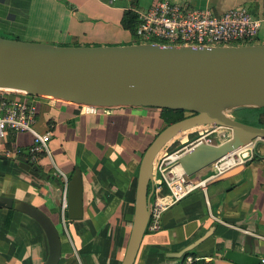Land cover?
I'll return each instance as SVG.
<instances>
[{"label":"crops","instance_id":"1","mask_svg":"<svg viewBox=\"0 0 264 264\" xmlns=\"http://www.w3.org/2000/svg\"><path fill=\"white\" fill-rule=\"evenodd\" d=\"M160 1L165 0H118L114 5L109 0H0V31L13 39L57 46L131 45L136 37L122 26L125 12L133 7L146 10ZM168 1L188 2L217 15L244 7L264 20V0ZM257 44L264 45V21ZM39 112L36 130L52 134L51 155L41 157L39 176L34 175L19 159H28L33 135L9 132L0 142V197L27 202L51 219L61 235L60 264H121L134 222L141 162L164 125L162 111L50 99L40 104ZM171 143L163 152L176 149ZM17 150V158L5 156ZM54 164L68 181L81 171L82 219H64L66 184ZM237 169L171 207L161 231L146 233L135 264H239L227 259L229 251L261 258L264 146L257 148L255 159ZM210 171L192 180L205 178ZM8 216V209H0V264H45L49 245L42 227L15 211L7 228ZM190 252L196 254L189 257L193 262H184Z\"/></svg>","mask_w":264,"mask_h":264},{"label":"water","instance_id":"2","mask_svg":"<svg viewBox=\"0 0 264 264\" xmlns=\"http://www.w3.org/2000/svg\"><path fill=\"white\" fill-rule=\"evenodd\" d=\"M0 91L24 92L79 105L149 107L189 114L160 132L143 156L133 227L121 264L136 262L150 221L155 161L169 143L205 126L232 132V137L220 145L200 143L180 155V166L192 178L219 160L264 141V128L233 117L240 111L264 109L261 44L211 48L149 43L70 47L0 37ZM19 159L25 169L39 176V166L27 158ZM0 209H14L33 218L48 239L45 264H60L61 235L45 213L27 202L7 197H0ZM67 217L83 218L80 170L69 181ZM226 257L239 264H261L260 258L244 253L229 251Z\"/></svg>","mask_w":264,"mask_h":264},{"label":"built area","instance_id":"3","mask_svg":"<svg viewBox=\"0 0 264 264\" xmlns=\"http://www.w3.org/2000/svg\"><path fill=\"white\" fill-rule=\"evenodd\" d=\"M117 1L109 0V3L114 5ZM134 11L140 21L134 44L149 43L163 47L211 48L255 45L264 21L244 7L217 15L210 9H199L188 2L181 4L168 0L155 3L146 10ZM45 100L50 99L24 92L0 93V142L7 138L9 132L32 134L34 141L28 149V160L35 166H39L43 155H51L49 144L52 134H42L36 130L39 106ZM204 138L194 144H209ZM259 146H264L263 140L219 160L210 167L209 174L198 181L188 177L179 164L178 159L184 150L162 151L155 161L154 176L150 184L152 195L149 202L150 221L147 232L161 231L164 214L189 194L200 188L206 189L209 182L244 167L255 159ZM5 154L6 157L14 155V158H17L20 150ZM54 167L57 176L63 178L66 184L63 196L65 219L68 210L69 181L55 164ZM260 259L261 264H264V255ZM188 262L192 263L193 259L188 258Z\"/></svg>","mask_w":264,"mask_h":264},{"label":"rangeland","instance_id":"4","mask_svg":"<svg viewBox=\"0 0 264 264\" xmlns=\"http://www.w3.org/2000/svg\"><path fill=\"white\" fill-rule=\"evenodd\" d=\"M0 37L13 39L8 35L3 34L1 31H0ZM91 110H94V109H91ZM249 110L237 112L233 114V117L237 120H242L244 123L248 125L259 127V128H264V110L263 111L262 110L249 111ZM188 115L189 114H186V116ZM245 119H247L248 121ZM163 127L164 126H162V128ZM195 131H190V132H187L177 137L171 143L172 145H176V149H174V151L186 150L185 148L190 149L197 144V143L194 144L197 140L204 138V137H205L204 140L209 141V144L211 145H220L232 137V132L230 130L218 129V128L215 129L214 127L212 128L211 126L197 128L195 129Z\"/></svg>","mask_w":264,"mask_h":264},{"label":"trees","instance_id":"5","mask_svg":"<svg viewBox=\"0 0 264 264\" xmlns=\"http://www.w3.org/2000/svg\"><path fill=\"white\" fill-rule=\"evenodd\" d=\"M136 8L133 7L131 9H128L125 14H124V17L122 19V26L125 30L131 32V34L136 37V34H137V30H138V27H139V24H140V21L138 19V15L135 13V10ZM48 101V100H47ZM258 111V110H264V109H251L249 111ZM161 119L164 123V127L162 128V130L160 132H162L166 127L174 124V123H177L183 119L186 118V113L184 111H174V110H161ZM245 111V110H244ZM247 120V119H245ZM240 122H243L242 120H238ZM248 121V120H247ZM244 123V122H243ZM15 213V210L14 209H10L9 210V216H8V219H7V222H6V227L9 228L10 225H11V222H12V218H13V215ZM189 257H193L195 258L196 257V254L194 252H190L188 254H186L184 256V262H187V259Z\"/></svg>","mask_w":264,"mask_h":264},{"label":"bare ground","instance_id":"6","mask_svg":"<svg viewBox=\"0 0 264 264\" xmlns=\"http://www.w3.org/2000/svg\"><path fill=\"white\" fill-rule=\"evenodd\" d=\"M11 92H16V91H9L8 93H11ZM0 93H5L4 91H0ZM17 93H22V92H17ZM73 103V102H72ZM84 106H90V107H96V106H91V105H84ZM116 107H118V106H115V107H97V108H116ZM191 131H195V129L194 130H191ZM190 132V131H189ZM196 132V131H195ZM194 132V133H195ZM170 145H172V144H170Z\"/></svg>","mask_w":264,"mask_h":264}]
</instances>
